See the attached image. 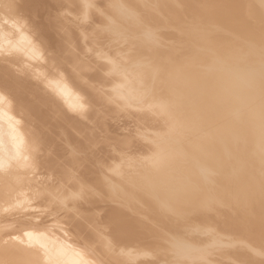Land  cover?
<instances>
[{"label": "bare ground", "instance_id": "1", "mask_svg": "<svg viewBox=\"0 0 264 264\" xmlns=\"http://www.w3.org/2000/svg\"><path fill=\"white\" fill-rule=\"evenodd\" d=\"M244 1H246L245 2L246 4L248 1L250 2V0H248V1L244 0ZM198 2H199V0H198ZM206 2H207V0H206ZM258 2H260L261 6H263L264 0H258ZM208 3H210V2H208ZM192 4H194V3L192 2ZM200 4H202V3L200 2ZM216 4L218 5V3H216ZM104 5H105V0H0V264H106L105 262L108 263L109 260L104 261V259L102 257L104 256L103 254L105 253V251L108 250V245H107L108 243L106 244V242H110L111 238L118 234V233H116V234H114V236H112L113 233H115L116 231L117 232L121 231V233L123 235L125 234L123 239L121 238L122 234H120V236L118 235L116 237V241H118V239L121 238V241H118L119 243L117 242L118 244H116V245H114L116 243V241L113 240L114 238H112V240L115 242L114 244L112 242V247H113L112 251H115L114 249H118L119 247H121V245L119 246V244H122V242L125 239L126 240L124 243H126V241H129V242L132 241L133 242L134 239L136 238V235H138L137 233L141 232L140 230L135 231L137 229L136 227L133 230L134 225L132 226V224L130 223V222H132V219L130 222H129V220L126 221L127 220L126 217L125 218L121 217L124 214L120 213V211L113 208L114 206L111 208H109L110 206H107V209L108 208L110 209L109 211L107 210L108 214L105 213L104 216H106V217H103V215L101 217V214H104V213L100 214L98 212V209L101 208V205H99L101 203H99L100 201L97 202V199H95V198L93 199V197H95L96 195L99 198H101V197L103 198V196L108 195L107 193H105L106 191L104 192L102 189L103 187L105 188L106 184H104L105 181L103 182V180L107 179L106 178L107 174H109L111 176V177L109 176L110 178H113L112 179L113 182H114V179L116 180V184L114 183L115 185H118L117 182H119V184L122 183L126 186H129V188H131V189L133 188V186L140 185L142 182L149 179L148 171L146 172V170L148 168L145 170L146 167L144 168L145 172L142 169L137 170L136 167H134V170L129 171V170H126L125 169L126 167L122 166V165H120L121 166L120 168L115 169L116 165L113 164V165H111L112 168L114 167V169L112 171H110V170L108 171V169L106 170L103 167V164H106L109 161V158L111 156L114 157L118 153V152L117 153L115 152L116 155L113 154L114 151L110 150L111 148L115 147L114 149H116L117 151L121 150L122 148L124 149V151L126 150L125 148H129L130 150L132 149V151H133V149H135L137 152L134 151V153L132 152L133 154H135V152H136V155H137L138 152L143 151L144 154L145 155L148 154L149 157H150V155H152L154 157H159V158H163L165 156V153H166V149L163 146V144L160 143V145L157 148H152V146L156 147L157 143L149 142L150 138L148 137V135L157 134L158 126L160 125V123L156 122L151 127H147V126H149V124L147 125L148 120L146 119L148 117V115L152 114L155 111L153 109H155L157 106H158V108L161 106L162 102H160V101L155 102V99L158 100V98H159V97H157L158 95L155 97V94H153L154 96L151 97L150 99H145L144 97L146 95H142L141 93L136 92V90H135L136 83L134 84L135 81L133 80L134 71H133V69H132V71L129 70L127 65H126V67L128 68V70H127V68H123L122 66H124V65L122 64V61L126 62V60H129L132 57H134V58H136V57H149V58L154 57L155 58L156 57L157 61L154 64H156L155 67L157 68L156 69L157 70L156 71L157 72L156 83L158 84V86H160V82L162 79V78H160L159 71L161 70V68L165 64L172 62L175 67L180 69L181 74H180L179 80H189L193 85L199 86V87L201 86L204 89L205 95L210 96V97H214L216 101H217V99L220 100L225 96L224 95L225 88L223 87L222 84L216 83L213 80V77L211 74H206L207 72H205V74L202 76L200 68L196 69L193 67H191V68L187 67V69H184L185 68L184 65H183L184 68H182L181 63L183 62V60L179 56H177L174 52L164 55V52L162 50H160V48H159L160 46H154V45L150 46V45L143 44V46L141 48H138L139 45L137 46V48H134L135 46L133 47V46H131L132 44L131 45L128 44L127 47L124 48L127 50V53L124 54L121 51L122 49L120 47L118 48L115 45L114 47H116V48L115 49L112 48V46L115 44V40H114V41H112V42H114V44H112V46H110L111 44L109 45L111 48V49L109 48V50H113V52L111 51L112 53L110 52L111 55L107 54L109 51L104 52L99 47L100 44L98 45V43H97L98 41L95 42L96 40H100V39H101L100 41H102L103 38H101V36L99 37L100 39L97 38L98 36H96V34H98V31H96V33L94 31L97 27L99 28L101 23L103 24V22H102V19H103L102 14L104 12L103 8H106V5L105 6ZM113 6L116 8L117 12L120 14L121 13L120 1L117 0V2L115 4H113ZM108 7H110V6H108ZM191 8H192V6H191ZM194 8H193V10H194ZM204 8H205V6H204ZM243 8H245V7L243 6ZM240 9H242V7ZM206 10H208V9H206ZM225 10H227V9H225ZM246 10H247V8L245 9L244 12H246ZM194 11L196 12V10H194ZM194 11H192V12H194ZM231 11H233V10H231ZM198 13H199V15H201L200 9L197 10L196 17L199 16V15H197ZM208 14H209V12H208ZM103 15L105 17V14H103ZM190 16H192V18L193 17L195 18V13H194V15H193V13H192V15L190 14ZM202 16H203V14H202ZM225 16L229 17L226 20V25H229L233 29H235V30H233L234 32L236 30L242 31L240 29V26H238V19H236L238 17L235 14L231 13V15L228 14ZM217 17H218V15H217ZM204 18H203V20H202V18H200L201 20L199 19L198 21H204L205 20L204 22L206 23L208 20L204 19ZM209 18H211V17H209ZM212 18L214 19V17H212ZM212 22H215V21H212ZM209 23H211V20ZM211 24H214V23H211ZM206 27L207 26H205L204 31L209 30V33H212L210 35H213L214 37L213 36L211 37L209 34L206 35L205 34L206 32H204L201 35L198 34L197 40H200V41L204 40L203 44H206L205 41L208 40L207 43L210 42V45H212V46H210L207 44L210 47H215V46L220 45V44L223 45L224 43L230 45V43H228L229 41L226 40L224 37L225 33H223L220 29L215 28L216 31L214 32L212 30L213 28L210 27V24H209V27L212 28L211 30H210V28L206 29ZM100 29H101V27H100ZM96 30H99V29H96ZM101 30H103V29H101ZM226 30H227V28H226ZM112 31H113V33L114 32L117 33L118 32L117 27H115L113 25ZM227 31H228V33L230 32V30H227ZM231 32H230V35L233 34ZM235 33H234V35H231L232 38L228 34H226V36L227 37L229 36L231 38V41L234 38L238 39V37H236V36L238 35L239 32L237 33L236 36H235ZM102 34L103 33H100V35H102ZM262 34H260V35L262 36ZM108 35L109 34H107L106 37ZM240 35H241V33H240ZM240 35H238V36H240ZM233 36H234V38H233ZM103 37L105 38L104 35H103ZM126 37L127 36L124 35L123 37L118 38V39H121V40L124 39L125 40ZM133 37H135V36H133ZM241 37H242V39L244 38L243 36H241ZM263 37L264 36H262V38ZM132 39L133 38L131 37V40ZM138 39H139V37H138ZM263 39H261V40L259 39V41L263 42ZM124 40H122V41H124ZM135 40H137V39H135ZM243 40H245V39H243ZM116 42H117V40H116ZM239 42L240 41H237V43H236V41H235L237 47L241 43V42L240 43ZM242 42H244V41H242ZM232 43H231L232 46L235 45L234 42H232ZM93 44H95L94 48L92 46ZM103 44H104V42H103ZM134 44H136V43H134ZM242 44L243 43H241V46H242ZM250 44H252V43L250 42ZM250 44L248 42V44L246 46H244L246 50H247L246 47L250 48V46H251ZM260 44H264V43H261V42L259 43V46L261 49L259 48V46L252 44V45H254L251 47L253 50L250 48L251 51H249V53H247L248 50L244 51L245 52L244 54H247V56H246L247 59L251 54L254 55V47H256V46H257L256 48L258 50L263 49L262 50L263 53H262V51L259 50L260 52L259 51L258 52L260 53V55L257 53H255V55H257V56L259 55L261 57V53H262V55L264 57V48H262V45H260ZM104 46H103V48H104ZM109 46H107V47H109ZM232 46H229V48L233 49V50H231V49L229 50V56L231 54V51H232V53L233 52L237 53L236 51H234L235 46H233V47ZM241 46H239V47H241ZM244 47H243V49H244ZM238 48H237L238 52L241 53L239 50L243 51V49H241L242 47L240 49H238ZM107 49L108 48H106L104 50L106 51ZM251 52H253V53H251ZM202 53H201V55L205 54L204 52H202ZM235 53H233L234 55L231 54L232 57L230 59L233 60L234 58H236V60L238 59V61H240V57L243 53L241 55H239L237 53L238 58L236 57ZM194 54H195V56H197L198 54L200 55V53H198L196 55V53L193 52L192 55H194ZM248 54H249V56H248ZM205 55L207 56V54H205ZM255 55H254V57L251 56L252 59H251V57L248 59L249 64L251 63L250 61H253V58L256 57ZM242 56L245 58L244 55H242ZM259 56L255 58L258 61L255 60L254 61L255 63H253V66L256 65L257 62L258 63L262 62L263 65H261V63H259L261 66H257V67H259V70H257L258 72H256V74L258 73V75L261 77L262 81L264 82V61H262L264 59H262V57H261L262 60H260ZM208 57L209 56H207V58ZM194 58H193L194 60H196V58H198V60L200 59L203 61V59L205 57L198 56V57H194ZM103 59H105V60H103ZM247 59H245L246 61L244 60L245 65L247 63ZM101 60L105 61L104 64H103V62H101ZM106 61H107V64H105ZM242 61H243V59H242ZM211 62H214V61H211ZM248 63L246 65V69L253 70L252 66L250 68V65H248ZM125 64H128V62H126ZM259 64H257V65H259ZM152 66H150L148 68H152ZM127 72H129V74L131 73L132 78L130 77V75ZM142 74H147V71L138 70V76H139L138 78H140V76ZM257 87H259V86H257ZM262 88H264L263 84H262ZM262 88H260V89H262ZM184 91L186 92L184 94L179 93V92L176 93L177 102H179L178 99H180V101H181L178 103L179 106H182L183 103L187 102L191 98L192 99L194 98V95H195L194 91H187V90H184ZM248 91H249L248 93H250L251 90H248ZM243 92H245V94H246V91H243ZM256 93H257V91H256ZM159 95L161 98V94H159ZM249 95H248V97H247V95L246 96L244 95V96L247 97V99H248L251 96V95L250 96ZM244 96H242L241 94L239 95V97L237 99V103L239 104L240 108L236 107L235 109H233L230 112L229 120H232V122H230V121L228 122L226 116L219 113L211 105V103L209 101H207L203 96L195 95V102L199 105V107L200 108L205 107V110H206V108L208 109L207 112H204V113L202 112L203 113L202 117L204 118V121L206 123L212 125V127L214 129L220 128L223 131H226V132L229 131V135L231 137V139L228 142V149L230 152L229 155L232 152L233 153L240 152L241 157L238 158L239 161L236 160L234 163L238 164V162H239L241 167L244 166L245 158L247 157L246 158V160H247L248 156L251 155L252 153H250L251 151L248 150L249 148L247 149L249 151L248 154H247V152H246V154L243 153L241 151L242 149L240 151H238V150L241 148V146H242V148H244V144H247L248 147H250L251 145L253 146V144L248 145V144L252 143L251 137L252 136L254 137L255 134L258 135L259 133H261V134L264 133V118L260 117V116L256 117V115L260 114L259 112L262 111L264 113V111H263L264 94L262 95V97H260V99L262 98L260 102L257 100L262 105L261 106L259 104L262 108H261V111H258L257 108L258 107L260 108V106L256 107L257 111L255 113V116L253 114L254 112L253 113L250 112L252 109H250V111L246 110L247 106H249L251 104H255V103H252V100H251L250 104L248 105L245 102ZM256 97H257V95H256ZM258 97H259V95H258ZM251 98H254V97H251ZM141 101H143L144 105L148 108V109H145V112H140V110L136 109L137 103H139ZM254 106L251 105V107H248L247 109L249 110V108H253ZM253 110H255V109H253ZM246 112H248V114H250V117H251V113H252L253 114L252 117L248 118V116H246V114H247ZM257 112H258V114H257ZM263 113H262V115H263ZM254 117L257 119H254ZM258 117H260V119H258ZM123 118L125 120V121L123 120V123L126 121L129 123L126 124L127 123L126 122V123H124V125H121L118 121L122 120ZM127 119L131 120V122L133 124H131L130 121H128ZM116 121L119 124L116 125L115 124ZM107 122H109V124ZM112 122H114V123H112ZM129 125H130V127H129ZM154 125H156V127ZM127 128H130V129H128V131H125L127 133H124L123 130H127ZM120 131H123V132H120ZM246 138H248V139L251 138L250 139L251 142H247ZM257 138L259 139V137H257ZM259 141H257V142H259ZM259 143H261V142H259ZM262 145H263V143H262ZM120 146H121V148H120ZM247 146H245V147L247 148ZM255 147L256 148L258 147L257 143L255 144ZM106 148H108L111 153L113 151L112 155L107 154L109 151L107 152L108 149H106ZM262 148H264V147H262ZM262 148L260 149L258 147L257 149H258V151H260V150L262 151ZM104 150H106V155H111V156L107 157L108 161H107V159L102 161L104 159L103 157L106 156L105 154L102 155L105 152ZM243 150H245V149H243ZM250 150H252V149H250ZM100 151L101 152L103 151V153L102 154L99 153ZM128 151H127V153H128ZM261 151L259 153H261ZM140 153H141L140 155H143L142 152H140ZM99 154H101L103 157L100 156L101 157L100 158ZM122 154H123V151H122ZM129 154H131V152H129ZM253 154H252V156H254ZM119 155H121V154L118 153V156H116V158L119 157ZM123 155H125V154H123ZM136 155H135V157H136ZM148 155H146V156L143 155V156L147 157ZM262 155H264V153H262ZM137 157L141 158L138 155H137ZM137 157H136V160L138 159ZM144 157H142V158H144ZM250 157L251 156H249V158ZM256 157L257 156H255V158ZM122 159L124 160V157H122ZM128 159H130V158H128ZM141 159H139V160L143 161ZM250 159L253 160V162H254V159H252V158H250ZM250 159H248L249 162L247 161L248 164H246V167H248V168L251 167L250 166V163H251ZM112 160H115V158ZM112 160L110 159V161H112ZM118 160H119V158H118ZM123 160H120V161H121V163L124 164L125 162ZM256 161H257V163L258 162H260L261 164L263 163V162H261V160L260 161L255 160V162ZM112 162H108L109 164L107 163L108 166L110 167V169H112L110 166V163H112ZM145 162H146V159H145ZM255 162L253 163L254 164V167L252 166L253 168L256 167L259 169L260 166H262L264 168V166H263L264 163L262 165L259 163L260 166L257 167L256 165H258V164L255 165ZM146 163H148V161ZM125 164H127V163H125ZM128 164H130V163H128ZM138 164H140V163L138 162ZM230 165L231 164H229V166ZM232 165L233 166L230 167V170L233 168V171H234L236 169V167L234 166L233 163H232ZM143 167H144V165H143ZM262 167H260V168H262ZM165 168H166L165 165H164V168H163V166H161V169L157 170V176H159L160 178H164ZM240 168H239V170H240ZM248 168L245 169L243 167V171H247L250 169V168L249 169ZM258 169H256L257 171H255L254 169H253V171H252V169H251V171L249 170L250 171L249 174L251 172H253V173H251V175H254V176L248 175V177L250 176L251 180L253 179L252 177L255 178L258 175H260V173L263 174L262 171H264V170L259 169L261 171L260 172ZM233 171H231L233 173V175L231 174V172H230V174L232 176H235L237 173L233 172ZM254 171H255V173H254ZM258 171H259V174L257 173ZM239 173H241V172L239 171ZM239 173L237 174V176L240 175ZM243 174H244V172L242 173V175ZM247 174L248 173H245V175L239 176V177L244 178V176H247ZM255 174H258V175L255 176ZM262 174H261L262 179L260 178V181H263V179H264ZM232 176H230L229 178H232ZM237 176L233 177V179H236ZM107 177H108V175H107ZM248 177H245V179H243V180L240 179V180L243 182H244V180L247 181L250 179L249 178L246 180V178H248ZM237 179L239 180V178H237ZM256 179L257 178L254 179L253 183L249 180V182L251 183L252 186L253 185H259V184L261 185V183L257 184L258 181L256 182ZM107 180L109 181V179H107ZM257 180H259V179H257ZM108 181H107V184L109 183ZM113 182L111 181L110 184H113ZM170 182H171V180H170ZM230 184L231 183L229 182V184L226 186H229ZM236 184L238 185V183H236ZM173 185H174V183L171 182L170 186H173ZM232 185L233 184H231V186ZM263 185H264V183L262 184L261 188L263 187ZM108 186H109V184H108ZM231 186H229L228 188L232 189L233 187L231 188ZM241 188L243 189V186ZM200 189H201V187H200ZM200 189H198V190L200 191ZM224 189H225V187L223 188V190ZM230 189L229 190L227 189L228 191L225 189L226 190L225 193L228 192L230 194V191H231ZM244 189H245V191L247 190V188H245V187H244ZM262 189H264V188H262ZM223 190H222V192H224ZM95 191H96V195L94 194ZM109 191L112 193L111 189L108 190V193H109ZM262 191L263 190H261V192ZM216 192H218V190ZM222 192H220V191L218 192L220 196H221ZM234 192L236 193V190ZM246 192H248V191H246ZM103 193H105V194L103 195ZM111 193H110V196L112 195ZM225 193H224V196L226 194H228V193H226V194ZM231 193H233V192L231 191ZM258 193L262 194L264 192L260 193V191H259ZM229 194H228V196H229ZM240 194L238 192L236 194L237 196L234 194V197L236 196V198L234 199L232 197V199L235 201L231 200L234 203H229V201L227 200V197H228L227 195H226L227 196L226 199H224V197L222 198V196L221 197L218 196L217 193L214 195V196L217 195V197H213L214 199L210 200V202L214 201L218 197H220V199L222 198L223 201L227 200L228 202L227 201L226 202L229 203V205H227L225 202L223 203V201L219 200V198L217 199V201L215 200L214 202L216 203V205L217 204L218 205L225 204V206L226 207L229 206V208L231 207L230 204L231 205L233 204L234 209L230 208L232 210L231 213L233 214V212L234 213L238 212L235 210L236 209L240 210V206H242L240 203H237V202H241V201L242 202H244V201L248 202L249 198L247 199L246 198L247 196H245V198L247 200L241 198L240 199L241 201H240L239 200ZM259 194H258V196L256 195L257 201H259L258 197L263 198V196H264V194H262V196H259ZM128 196H130V195H128ZM252 196H253V193H252L251 197ZM254 196H255V194H254ZM80 197L81 198L83 197L86 199L80 200L79 199ZM242 197H244L243 194H242ZM104 198H106V197H104ZM262 198H261V200H262ZM228 199H230V198H228ZM236 199L239 201L236 202ZM256 200H254V202ZM261 200H260V202H261ZM101 201H103V200H101ZM218 201H222V204H221V202L217 203ZM247 202L242 203L243 208L241 207L242 209L240 211L243 212V210L244 211L246 210V213L248 212V209L250 207L248 203L250 201L248 203ZM260 202H258V203H260ZM212 203L210 205L207 203V205H208L207 209L210 206L211 209L209 208L208 210L209 211L211 210V212L214 211V210L212 211V208L213 209L216 208V206H214V204H213L214 207L212 206ZM235 203H237V204L234 205ZM258 203L257 204L254 203V206L256 207V205H258ZM110 204H111V202H110ZM238 204H240V206ZM245 204L248 207L247 209L244 206ZM98 205L100 207H98ZM207 205H205V206L203 205L204 207L201 205V208L198 207V210L200 209V211H202L201 210L202 208H203V210H205L206 209L205 207ZM261 205H264V199H263V202H261ZM261 205L259 204L258 206L260 207ZM236 206L237 207L239 206V208H237ZM251 206H253V205H251ZM258 206H257V208L259 209ZM255 207H252V208H255ZM261 207L259 209V212L262 213V211H263L262 214H264V209H263L264 206L262 208ZM116 208H117V206H116ZM252 208H250V209H252ZM101 209H104V208H101ZM224 209H225L224 213L226 215L223 214V211H219V212H222V214H223L221 216V213H220L221 218L225 215V219H226L227 218L226 216L229 217L232 214L228 213V214H230V215H228L226 213V211L230 212L229 211L230 209H228V208H224ZM250 209H249V211H250ZM258 209L256 210V208H255L254 210L258 211ZM196 210H197V208H196ZM219 210H220V208H219ZM217 211L218 210H216L215 213ZM100 212H102V211H100ZM242 212H239V216L242 215ZM217 213L215 215L219 216V213L218 214ZM261 213H260V215H261V219H262V216H264V215H262ZM193 214H194L193 216L196 218V214L195 213H193ZM203 214H201V215H203L202 217L204 218L205 214H207V213L203 212ZM235 214H236V216L238 215V213H235ZM244 214H245V212L243 213V215ZM134 215H136V214H134ZM201 215H200V217H201ZM246 215H248V214H246ZM254 215H256V214L254 213ZM197 216H199V215H197ZM232 216H233V218H231V220H230L231 222L229 221L230 223H232V221H233L232 219H234V215H232ZM250 216H252V215L250 214ZM212 217L213 216H211V218ZM215 217H217V216H214L212 219L215 220L216 222L219 221V217H218V220H216ZM237 217H235V218L238 219ZM257 217H258V215H257ZM104 218L106 219L108 224L106 223L107 226L105 228L103 227V229H106V228L110 229L111 228L110 229L111 235H109V233H108L109 231L107 232L109 237H111V238H109V241L108 240L105 241V239L107 238L106 237L107 233L105 235V233L102 232V229L100 227L102 222L105 221ZM223 218L221 220H224ZM192 219L189 218L188 220H191V223H192V221H194ZM228 219H230V217ZM246 219L247 218H245V220ZM250 219H251V217H250ZM245 220H243V224H244ZM224 221H227V220H224ZM240 221L241 220H239V222ZM221 222H223V221H221ZM191 223H190V225H191ZM255 223H258V224H255L258 227L257 229L254 228V226H253L254 224L252 225L253 226L252 228L257 230L256 233H254L257 235V236L255 235V238L257 240H259V242L261 241L264 245V222L260 223V222L256 221ZM188 224L189 223H187L186 225H188ZM201 224H202V222H201ZM201 224H198L197 226H199ZM206 224H207V222H206ZM210 224L211 223H208L207 225H210ZM108 225L110 226V228ZM186 225H184V226H186ZM194 225H195V223H194ZM194 225H191V226L188 225V226L190 228V227H193ZM233 225H235V224H233ZM180 226H181V224H180ZM184 226H181V228L183 227L182 230L185 229ZM197 226H194V227H197ZM204 226H205V224L203 226H201V228H203ZM211 226H213V225L208 226L209 230L205 226L203 228V231H205L207 229L205 231V233H208V231H209V233H211L210 232ZM199 227H198V229H199L198 231L201 230ZM244 227H245V225H244ZM164 228L165 227H163V229ZM219 228L221 230L222 227L219 226L218 229L216 228L218 230L217 232H220V233L222 232L221 235H220V233L218 234L215 232L216 231L215 228H214L215 231L211 229L212 231H214V233L216 235H218V236L220 235L218 238L216 237V240L217 239L219 240V238L221 236H222V238H220V239L223 240L225 238V235L228 238L231 237V239H232V237H234V236L236 237L237 232H238L237 233L238 235L240 233H242L241 230L237 231V229L234 230V228H233V230L236 231V233L233 231L235 233V235H234V233H231L232 228H230L231 230H228L227 233L223 232V231H226V229L224 227L223 228L225 230L222 229L221 231L219 230ZM242 228H243V225H242L241 229ZM246 228H248V227H246ZM117 229H119V231ZM170 229L171 228H169V231H170ZM186 229L184 231H186ZM194 229H196V231H197V228H193V230ZM190 230H192V228H190ZM193 230L190 231L192 234L194 233ZM244 230L245 229H243V231ZM246 230H249V229H246ZM196 231H195V235L198 234ZM203 231L201 230V233H204ZM190 232H189V234H191ZM228 232H230V233H228ZM186 233H188V229L185 232V234ZM201 233L199 234L200 237H202ZM209 233L207 235L208 237H209ZM224 233H225V235H224ZM245 233H246V231L243 232V234H245ZM103 234L105 236L102 237ZM142 234L143 233H140V235H142ZM178 234L180 235L181 233L178 232ZM215 234L212 233L211 236L214 235L213 237H215L216 236ZM246 234H249V232H247ZM187 237L188 236H186V239H187ZM198 237L196 239H198ZM203 237L205 238L206 236L203 235ZM249 237L251 238V236H249ZM101 238H105L103 240V241H105V243H102ZM212 238H208V239H211L209 242L212 243L213 246L212 245L211 246L213 247V249L215 248V249L219 250V252H218L219 255L217 254V252L213 254L214 250H212L211 251L212 253L211 252L210 253L213 254V256L211 255L213 258H210V259L205 258V259H207L206 264H229L228 263L229 261H231V262L233 261V263L236 262L234 264H239V263L240 264H264V262H262V261L257 262V260H256V262H255L254 259L253 260L249 259L250 257L247 255V253H244V254H243V252L240 253V251H241L240 249H239L240 251L238 250L239 253L237 251L231 252L232 250H234V249H232L231 251H229L230 254L228 252H227L228 254L227 253L225 254L226 251H223L224 254L221 255V252H220L221 245H222L221 249H223L225 246H226V248H229V247L232 248V245H235V243L238 242L237 238L239 240H241L239 238V236L236 237V239L233 238L234 240L232 239L233 241L236 240V242L234 244L232 243V240H231L232 244L229 243V244H231V246L229 244H227L230 240L228 238H227L228 240H225L226 238L223 240V241H226L225 242L226 245L223 243L221 244V242H223L222 240L221 241L217 240L218 243L220 242L221 245L220 244L218 245L217 242H211V241H214L213 239H215V238H213V239ZM250 238H249V240H250ZM208 239H207V241H208ZM181 240H185V239H181ZM187 240H189V239H187ZM245 240L247 241V239H245ZM200 241L202 243V241H204V240H200ZM207 241H206V243H203V244H209V242L207 243ZM242 241L243 240L240 241L241 244L242 243L245 245L247 244V243H244ZM132 242H130V243H132ZM194 242H196V241H193V243ZM188 243H189V241H187V244ZM213 243L214 244L216 243L217 246H219L220 248L214 247ZM254 243H255V245H257L256 240ZM195 244H194V246H195ZM250 244L252 245V243L248 242L249 246H250ZM109 245L111 246V242ZM113 245L114 246L118 245V246L114 247ZM152 245H154V244H152ZM178 245L180 246L181 243H178L175 246L177 247ZM209 245H207L208 247L205 245L206 250L204 249V251H203V249H202V252H201V254L203 253L202 255L206 254L205 256H207V253L212 249V247ZM227 245H228V247H227ZM263 245H261V246L263 247ZM122 246L124 247V244ZM127 246H128V244H127ZM179 246L177 247L178 249H184L182 247H185L184 244H182L181 247H179ZM249 246H248V249L250 248ZM128 247L125 246V248H128ZM165 247H167V246H165ZM190 247H192V246H190ZM196 247H198V246H196ZM201 247H203V245ZM125 248H124V250H126ZM155 248H157V247L155 246ZM162 248H163V246H162ZM167 248H169V247H167ZM172 248L177 249V248H174V246ZM195 248L192 247L193 250H196V249L199 250L200 246L196 249ZM207 248H209V251L207 250ZM251 248H252V246H251ZM186 249H188V248H185V251H186ZM256 249H257V246H256V248L255 247L252 248V250H254V253L256 252ZM258 249H259V247H258ZM258 249H257V253L258 252L261 253L262 251H260V249L258 251ZM121 250H123V249H121ZM121 250H120V252L118 250V252L119 253L124 252V251L121 252ZM127 250H129V249H127ZM191 250H188V251H191ZM200 250H201V248H200ZM242 250L244 251L245 249L243 248ZM261 250H263V249H261ZM155 251H157V250H155ZM160 251H162V250H160ZM173 251H175V250H173ZM178 251H180V250H178ZM182 251L185 252L184 250H182ZM205 251H208V252L204 254ZM116 252L117 251H115L114 253H116ZM125 253H127V252H125ZM128 253H129V251H128ZM199 253H200V251H199ZM257 253L255 254V257L257 255ZM263 253H264V251H263ZM106 254L107 253H105V256L107 257ZM160 254L161 253H159V255ZM175 254H178V253H176V251H175ZM181 254H182V252H181ZM190 254L191 253H189V256H190ZM194 254H196V253H194ZM215 254H217V255H215ZM122 255H123V253H122ZM153 255H154V253H153ZM197 255H198L197 259L199 260L200 254H197ZM183 256H184V254H183ZM183 256H181V257L184 258ZM209 256H210V254H209ZM118 257H119V255H118ZM158 257H160V256H158ZM186 257L189 258L188 256H186ZM192 258H193V256H192ZM109 259H111V258H109ZM121 259H123V258L121 257ZM193 259H192V261H193ZM256 259H258V258H256ZM118 260H120V259H118ZM154 260L155 259H153V261ZM201 260L204 261V258ZM121 261L123 264L126 263V262L125 263L123 262L126 260H121ZM136 262H137V260H136ZM196 262L199 263V261H197V260H196ZM231 262H230V264H233ZM115 263H116V261H115ZM177 263H179V262H177ZM189 263L191 264L190 261H189ZM140 264H142V263H140ZM166 264H168V263H166ZM185 264H187V263H185ZM202 264H203V262H202Z\"/></svg>", "mask_w": 264, "mask_h": 264}, {"label": "rangeland", "instance_id": "2", "mask_svg": "<svg viewBox=\"0 0 264 264\" xmlns=\"http://www.w3.org/2000/svg\"><path fill=\"white\" fill-rule=\"evenodd\" d=\"M119 1H120V6H121L120 7V10H121L120 14L117 12L116 8L113 6V4H115L117 2V0H105V5H106L107 9L103 8L104 9L103 14H105V17L102 14L103 24L101 23L99 28L98 27L96 28L99 30H96V29L94 30L95 33H96V31H98L99 35L96 34V36H98L97 38H99L100 36H101V38H103L102 41H100L101 39L99 38L100 40H96L95 42L98 41L97 42L98 45L100 44L99 47L104 52L109 51L107 54L111 55L113 50H109V48H110V46H112V44H114V42H112L114 40H115V44L112 46V48L115 49L116 47H118V48L120 47L122 49L121 51L124 54L127 53V50L124 48H126L128 44L129 45L132 44L131 46H133V47L135 46L134 48H137L138 45H139L138 48H141L143 46V44L150 45V46H153V45L154 46H160L159 48H160V50H162L164 52V55L174 52L177 56H179L183 60V62L181 63L182 68H184V66H185L184 69H187V67L188 68L193 67L196 69L200 68L202 76L205 74V72H207L206 74H211L213 77V80L216 83L222 84L223 87L225 88V93H224L225 96L220 100L217 99V101H216L214 97L206 96L204 89L201 86L200 87L195 86L189 80H179V77L181 74L180 69L175 67L172 62L165 64L161 68V70L159 71L160 78H162V79L160 82V86H158V84L156 83V74H157L156 69L157 68L155 67L156 64H154L157 61L156 57L155 58L154 57H152V58H149V57H136V58H134V57H132L129 60H126V62H128V64H125L126 62L122 61V64L124 65V66H122L123 68H127L126 67V65H127L129 70L132 71V69H133V71H134L133 80L135 81L134 84L136 83V87H135L136 92H139L142 95H146L144 97L145 99H150L151 97L154 96L153 94H155V97L158 95L157 97H159V98H158V100L155 99V102H158V101L162 102L161 106L159 108L157 106L155 109H153L155 111L152 114L148 115V117L146 119L148 120L147 125L149 124V126H147V127H151L156 122L160 123V125L158 126L157 134H155V135L150 134V135H148V137L150 138L149 142L157 143L156 147L152 146V148H157L161 143L165 147L166 153H165V156L163 158L154 157L152 155H150V157H151L150 158L148 154H146V155H148L147 157H144L146 155L144 154L143 151H140V152H142V154L144 156L140 155L141 153L138 152L137 155L139 157H141V158L144 157L146 159V162L148 161V163H146L144 158L141 159V158L137 157V155H136L137 151L135 149H133V151H132V149L130 150L129 148H125L126 150L124 151V149L122 148L121 150L117 151L116 149H114L115 147H113L111 149L108 147L110 150L114 151V153L112 151L113 154H115V152L116 153L118 152L119 154H121L117 158H116V156H118V153H117V155L115 154L116 156L112 157L111 156L112 153L109 151L108 148H106V149H108L107 152L109 151L110 153L108 152L107 154H111V155H106V150H104L105 151L104 153H103V151L99 152L101 154L103 153L102 155H104V154L106 155L103 157L101 154H99V157L102 156L104 158V159L102 158L103 159L102 161H104L106 159L108 161V158H107L108 156L112 157V158L111 157L109 158L108 162L113 161L114 163L113 162L110 163V166L113 164L116 165L115 169L120 168L121 167L120 165L125 166L126 167L125 169L129 170V171L134 170V167H136L137 170H141V169L144 170V168L146 167L145 170L148 168L146 170V172L148 171V176H149V179L142 182L140 185L133 186V188L131 189V188H129V186H126L122 183L119 184V182H117L118 185H115L116 180L114 179V182H113V180H112L113 178H110L111 176L109 174H107L108 177L110 176L108 178L106 175V178L109 179V181L106 179L109 182L108 183L109 186L107 184V181L104 179L103 182L105 181L106 183L104 182V184L107 185V186L105 185V188L107 187L108 189L107 188L105 189L104 187L102 189L104 192L106 191L105 193H107L108 195L103 196V198L102 197L99 198L96 195V191H95V193L93 192L96 195L95 197H93V199L94 198L97 199V202L100 201L99 203H101V204H99V203L98 204L101 205V208H104V209H101V208L98 209V212L100 214L104 213V214H101V217H102V215H103V217H106L104 215H105V213L108 214L107 210L109 211L110 210L109 208L114 206L113 208L117 209L118 211H120V213L124 214L121 217H123V218L126 217V219H127L126 221L129 220V222H130L132 219V222H130V223L132 224V226L134 225L133 230L136 227L137 229L135 231L140 230L141 231L140 233H143L142 235H140V233L138 232L137 233L138 235H136V238L134 239V241L133 242L130 241L132 243H130L129 241H126V243H124L126 240L125 239L122 242V244H119V246L121 245V247H119L118 249H114L115 251H117L116 253H114L115 251H112L113 250L112 242L114 244L115 242L113 240L116 241V237L118 235L120 236V234H122V233H121V231H119V229H117L119 232H117V231L115 233L112 232L113 233L112 236H114V234L118 233L117 235L112 237V238H114L112 240V238L109 237V235H111L110 226L108 225L110 229H108V228L103 229V227L105 228L108 224L106 219L104 218V220L106 222L103 221L102 224L100 225V227L102 229V232L105 233V235L109 231L108 232L109 235L107 233V235H106L107 238L106 237H105L106 239L101 238L102 239L101 241H102V243H105L106 240L109 241V238H111V240H110L111 246L109 245L110 242H106V244L108 243L107 245H108L109 251L106 250L105 253H107L106 254L107 257L105 256V253H104L103 254L104 256L102 258L104 259V261L109 260L108 263L105 262L106 264H113V263L114 264H118V263L123 264L121 260H126V261H123L124 263L126 262L125 264H129V263L130 264H136V263L137 264H140V263H142V264H145V263L146 264H149V263L150 264L151 263L152 264H156V263L157 264H163V263L164 264H166V263L174 264L175 263L176 264L177 262H179L177 264H182V263L183 264H185V263L190 264L189 261L191 262V264L192 263L193 264H195V263L196 264H202V262H203V264L204 263L206 264L207 259H205V258H208V259L213 258L212 256L216 252L219 255V253H218L219 250L215 249V248L213 249L212 243L209 242L211 239H208V238H212L214 236V235L211 236V234L212 233L215 234L214 233L215 230H216L215 232L219 234L220 232H217L218 231L217 229L220 226V227H222V229H224V228L226 229V231H223L226 233L228 230H231L230 228H232L231 233H234V232L236 233V231H234L236 229H237V231L241 230L242 233L239 232L241 235L240 234L238 235L237 234L238 232H237L236 237L239 236V238L241 240H243L242 242L247 243L246 244L247 246L243 243H242L243 244L242 245L240 243L241 240H239L238 238H237L238 242L235 243L236 240L233 241L234 239H236L235 236L232 237V239L234 238L232 240L231 237L228 238L224 233L225 238H226V239L225 238L224 239L225 240L230 239L227 244L231 243V240H232V243L233 244L235 243V245H232V248L231 247L226 248V246H225L223 249H221L222 248L221 244L222 243L225 244L226 241H223L224 239L223 240L220 239V238H222V236H221L219 238V240L218 239L217 240L218 241L222 240L223 242H221V244H220V242L218 243V241L216 240V237L218 238L222 234V232L220 233L219 236L215 234L216 236L213 237L215 239L212 238L214 241H211V242H217L218 245L219 244L221 245V248H220L219 246H217L216 243L215 244L213 243L214 247L220 248L221 255L224 254L223 251H226L225 254L227 252L230 254L229 251H231L232 249H234V250H232L231 252H233V251L238 252V250L240 249L241 250V251L239 250L240 253L241 252H243V254L247 253V255L250 257L249 259H252V260L254 259L255 262H256V260H257V262L258 261L264 262V253H263L264 245L261 241L259 242V240H257L255 238L256 234H254L257 231L255 229L258 228L255 225L258 223H255V222L256 221L260 222V223L264 222V219H263L264 216H262V219H261V215H260L261 212H259L260 207L264 206V205H261V202H263L264 196H263V198L258 197L259 201L256 200V198L259 194L258 192L259 191H260V193L264 192V189H262V188H264V185L261 188L262 184L264 183L263 182L264 179H263V181H260V178L262 177L261 176L262 173H260V175H258L259 171L261 169L264 170V168L259 165L260 162H258V163H257V161L255 162V160H258V161L261 160V162L264 163V155H262V153H264V150H263L264 148H262V147H264V133L263 134L259 133L258 135L255 134L254 137L253 136L251 137L252 139L246 138L247 142L252 141V143H250L248 145L253 144V146L251 145L250 146L251 148H250L247 146V144H244V148H242V146H241V148L238 150V151H240L242 149L241 151L245 154H246V152L248 154L249 151H251L250 153H252V154L254 153L253 154L254 156H252V154L249 155V156H251L250 158L254 159L255 165L258 164V165H256L257 167H259V166L262 167V168L259 167L260 170L255 167L256 169L259 170L257 172L258 174H255V176L256 175L259 176V177L258 176L255 177V178L259 179V180L256 179V182L258 181L257 184L261 183V185L259 184V185H253L252 186L251 183L249 182V180L253 183L255 178L252 177L253 178L252 179L253 181H252L250 176L248 177V175H251V173H253V172H251L249 174L251 169H252V171H253V169L255 171H257L255 168H253L254 167L253 160H251L248 156V159H250V161H251V163H250L251 167H249L250 169L248 167H246V164H248L247 161L249 162L248 159L246 160L247 157L244 160L246 163L244 162V166H242V167H241L239 162H238L239 165L234 163L236 160L239 161L238 158L241 157V153L240 152H236V153L232 152L229 155L230 152L228 149V142L231 139V137L229 135V131L226 132V131L221 130L220 128L214 129L212 127V125L206 123L204 121V118L202 117V114L204 112H207L208 109L206 108V110H205V107L200 108L199 105L195 102V95L203 96L207 101H209L211 103V105L219 113L226 116L228 122L229 121L232 122V120H229L230 112L233 109H235L236 107L240 108L239 104L237 103V99H238L240 94L242 96L247 95V97L249 94L251 95V96L249 95L250 98H248V99H247V97L244 96L245 102L248 105L250 104L251 100H252V103H255V104H251L252 106H254V105L255 106L253 108H249V110L247 108L251 107V105L247 106V108H246L247 111H250V109H252L250 112H252V113L254 112L253 113L254 116H255V113L257 110L261 111L262 105L259 102L262 99V98L260 99V97H262V95L264 94V90H263L264 88H262V84L264 87V82L262 81V79L258 75V73L256 74V72H258L257 70H259V67H257V66H261L263 64H262V62H259V63H261V65H260L257 62L256 65L253 66V63H255L254 62L256 60L255 58L260 55L259 52L263 50V49L260 50L261 48L259 46V43L260 42L264 43V39H263L264 37L262 38V36H264V32H263L264 31V11H263L264 10V7H263L264 4L262 3L263 6H261V4H260V2H258V0H250V2L247 0L248 1L247 4L245 3L246 1H244V0H221V1L220 0H207V2H206V0L205 1L199 0V2H198V0H191L194 4H192V2L190 0H119ZM200 2L203 5L200 4ZM208 2H210L211 4ZM216 3H218V5ZM108 6H110V7H108ZM191 6H192V8H191ZM204 6H205V8H204ZM243 6L245 8H243ZM241 7H242V9H240ZM193 8H194V10H196V12L193 10ZM246 8H247V10H246V12H244ZM198 9H200L201 15H199V13H198L197 15H199V16L196 17V13H197ZM206 9H208V10H206ZM225 9H227V10H225ZM191 10L194 12H192ZM231 10H233V11H231ZM208 12H209V14H208ZM192 13H193V15L195 13V18L194 17L192 18V16H190V14L192 15ZM231 13L235 14L238 17L236 19H238V26H240V29L242 31L236 30L235 31L236 33H235L233 31L235 29H233L229 25H226V20L229 17H227L225 15H228V14L231 15ZM202 14H203V16H202ZM217 15H218V17H217ZM199 17L202 18V20L205 17L204 19H207L208 21L206 20L207 21L206 23L204 22L205 20L204 21H198L200 19ZM209 17H211V18H209ZM212 17H214V19ZM209 19L211 20V23H214V24L209 23L210 22ZM212 21H215V22H212ZM209 24H210V27H212L213 29L209 27ZM113 25L115 27H117V29H118L117 33L116 32L113 33V31H112ZM204 25L207 26L206 29L210 28V30L212 29L214 32L216 31L215 28L220 29L223 33H225L224 37L226 40L229 41L228 43H230V45L224 43L223 45L220 44V45H217L215 47H210L212 45H210V42L207 43L208 40L205 41L206 44H203L204 40L203 41L197 40L198 34L201 35L204 32H206L205 33L206 35L212 34V33H209V30L204 31L205 30ZM100 27L103 30H101ZM226 28H227V30H230V32L232 31L231 33H233V34H231V35H234V33H235V36H236L238 32H239L238 35H240V33H241V35L236 36V37H238V39L234 38V36H233V38L235 40L232 39V41H231L232 36L230 35V32L228 33ZM99 32L103 33V34L100 35ZM107 34H109V35L106 37ZM226 34L231 36V38L229 36L227 37ZM260 34H262V36ZM103 35L105 36V38L103 37ZM124 35L127 36L125 40L122 39L124 41H122L121 39H118V38L123 37ZM133 36H135V37H133ZM210 36L212 37L213 35H210ZM241 36H243L244 37L243 39H245V40H243ZM131 37L133 38L132 40H131ZM138 37H139V39H138ZM135 39H137V40H135ZM259 39L260 40L263 39V42L259 41ZM116 40H117V42H116ZM241 40L244 41L246 44L244 42H242ZM235 41H236V43H237V41H240L241 43H243L241 46V43L239 42L240 43L239 46H241L242 48L239 46H238L239 47L238 48ZM103 42H104V44H103ZM232 42H234V44L236 45V46L233 45L236 47V48L234 47V51H236L239 55H241L243 53L242 55H244L245 58L241 55L240 61H238V59L236 60V58H234L235 56L233 57L234 61L232 59H230L232 57V55H234L233 53H235V52L232 53V51H231L232 55L230 54V56H229V50L230 49L233 50L232 48H229V46H232V44H233ZM248 42H249V44L251 42L252 44L257 45L260 48L259 49L260 51H259L256 48L257 46L254 47V55H255V53H257L259 55L258 56L255 55L256 57L253 58V61H250L251 62L250 64L248 63L249 62L248 59L251 56L254 57V55L251 54L253 52L250 53L251 54L250 56L248 54V56H249L248 59L246 57L247 54H244L245 53L244 51L246 50L244 46H246L248 44ZM256 42L257 43L259 42V43L257 44ZM134 43H136V44H134ZM207 44L210 46H208ZM252 44H250L251 46L249 45L250 48L252 46H254ZM115 45H116V47H114ZM260 45H262V48H264V46H263L264 44H260ZM92 46L94 48L95 44H93ZM103 46H104V48H103ZM107 46H109V47H107ZM243 47H244V49H243ZM106 48H108V49L105 51L104 49H106ZM237 48L238 49L241 48V49H243V51L239 50L241 52V53H239ZM246 48L248 50L247 53H249V51H251V49H252V48L250 49L249 47H246ZM201 51L204 52L205 54H207V56H209L208 57L209 59L207 58V56L205 54L201 55V53H202ZM193 52L196 53V55L198 53H200V55L199 54L197 56H195V54L192 55ZM237 53H235V55L238 58ZM262 53H263V51H262ZM262 53H261V57H262V59H264ZM198 56H203L205 58L203 59V61L200 59L198 60V58H196V60H194L195 59L194 57H198ZM252 57H251V59H252ZM261 57L259 58L260 60H262ZM242 59H243V61H242ZM245 59H247L248 65H250V68L252 66L253 70L246 69L247 63H246V65L244 64L246 61ZM103 60H105V59H103ZM103 60H101V62H103V64H104L105 61H103ZM210 60L214 61V62H211ZM256 61H258V60H256ZM262 61H264V60H262ZM105 64H107V61ZM257 64H259V65H257ZM150 66H152V68H148ZM128 68H127V70H128ZM138 70L147 71V74H142L140 76V78H138L139 77L138 76ZM129 72H127V73L129 74ZM129 75L132 78L131 73ZM257 86H259V87H257ZM260 88H262V89H260ZM184 90L194 91L195 95H194L193 99L191 98L187 102L183 103L182 106H179L178 103L181 101H180V99H178L179 102H177L176 93L179 92V93L184 94V93H186ZM248 90H251L250 93H248L249 92ZM243 91H246V94ZM256 91H257V93H256ZM159 94H161L162 99L160 98ZM256 95H257V97H256ZM258 95H259V97H258ZM251 97H254V98H251ZM257 106H260V108L258 107L256 110ZM136 109L140 110V112H145V109H148V108L144 105V102L141 101V102L137 103ZM253 109H255V110H253ZM263 111H264V107H263ZM246 113H245L246 116H248V118H249L250 114H248V112H246ZM252 113H251V117L253 115ZM259 113L260 114L256 115V117L260 116V117L264 118V113L262 111ZM262 113H263V115H262ZM257 114H258V112H257ZM260 117H258V119H260ZM254 119H257V118L254 117ZM123 120H124V118L122 120H119L118 122L121 125H124V123H126L127 121L123 123ZM127 120L130 121L131 124H133L131 122V120H129V119H127ZM109 122H107V123L109 124ZM114 122H112V123H114ZM119 123H117V121H116L115 124L117 125ZM128 123L129 122H127L126 124H128ZM154 126L156 127V125H154ZM129 127H130V125H129ZM128 129H130V128H127V130H123L124 133H127L125 131H128ZM123 131H120V132H123ZM257 137H259V139ZM250 139H251V141H250ZM257 141H259L261 143H259ZM255 142L257 143V146L260 149L262 148V151L260 150L261 153H259L260 151H258V149H257L258 147L257 148L255 147V144H256ZM262 143H263V145H262ZM245 146H247V148ZM120 148H121V146H120ZM243 149H245V150H243ZM250 149H252V150H250ZM122 151H123V154H125V155L122 154ZM127 151H128V153H127ZM134 151H136L135 154H133ZM129 152H131V154H129ZM135 155L138 158L137 159L138 161L136 160ZM255 156H257V157L255 158ZM122 157H124V160L122 159ZM114 158H115V160H112ZM118 158H119V160H118ZM128 158H130V159H128ZM110 159L112 161H110ZM139 159H141L143 161H140ZM120 160H123L127 164L121 163ZM138 162L140 164H138ZM128 163H130V164H128ZM232 163L236 167V169H235L236 171L235 170L233 171V168L230 170V167L233 166ZM106 164H103V167L106 170L108 169V171L109 170L112 171L114 169V167L112 168V166H111L112 169H110V167L108 166L109 163L107 165ZM229 164H231V165L229 166ZM143 165H144V167H143ZM164 165L166 166V168L164 170V178H160L159 176H157V170L161 169V166H163V168H164ZM263 166H264V164H263ZM243 167L245 169L248 168L250 171L249 170L243 171ZM239 168H240V170H239ZM237 169L241 173H239V171ZM145 170H144V172H145ZM241 170L244 172L243 175H245V173H248L247 176H244V178L239 177V176H243L242 175L243 172ZM231 171L236 172L237 174L239 173L240 175L237 176V174H236L235 176H232L233 173ZM255 171H254V173H255ZM230 172L232 175L230 174ZM262 172H263L262 175L264 178V171H262ZM230 176H232V178H229ZM236 176H237V178H239V180L237 178L233 179V177H236ZM251 176H254V175H251ZM245 177H248V178H246V180L249 178L250 179L247 181L244 180V182L241 181V180L245 179ZM169 179L171 180L172 183H174L173 186H170L171 182ZM111 181L113 182V184L114 183L115 184L114 185L110 184ZM229 182L231 184H233L232 186H231V184L229 185V186H231V188L233 187L232 189L228 188L229 186H226L229 184ZM236 183H238V185ZM242 186H243V189H244V187L247 188L246 191H248V192H246L245 189L243 190L241 188ZM200 187H201V189H200ZM224 187L226 190L230 189L233 193H231V191H230V194H231L230 195L228 192H226L229 194V196H228V194L225 193L226 190L225 189L223 190ZM109 188L111 189L112 193L110 191L108 193V190H110ZM198 189H200L201 192ZM217 190H218V192L219 191L222 192V190L224 191L221 193V196H222V198L224 197V199H226V197L228 196L227 200L229 201V203H234L231 200H233L232 197L234 199L236 198L237 192L239 194L241 193L239 196L240 198L238 197L239 200L241 198H243L245 200H247L249 198L248 202L250 201L251 203L250 202L248 203L247 201H244V200H243L244 202H242L241 200H240L241 202H237L239 200H237L238 198L236 199V202L240 203L242 205V206H240V204H238L240 206V210L243 208L242 203L247 202L250 206L249 207V209H250L252 207H255L254 203L257 204L258 202H260V200L262 198L261 202L258 203V205L260 204L261 206L259 207L258 205L255 204L256 210L258 209L257 206L259 207L258 211L254 210L255 208H252V209H250V211L248 209L249 213L248 212L246 213V210L245 211L243 210V212H242V211L237 210L235 208L236 209L235 211H238V212H235V213H238V215H237L238 217H237L234 212H233V214L231 213L232 210L230 208L234 209L233 204L232 205L230 204V206H231L230 208H229V206L226 207L225 204H223L224 206L217 204L219 207L216 205V203L214 201L215 200L217 201L218 198H219V200L223 201L222 198L220 199L221 196L219 195V193L216 192ZM235 190H236V193L234 192ZM261 190H263V191L261 192ZM105 193H103V195ZM110 193L112 194L111 196H110ZM216 193L220 197H218L214 201L210 202V200L214 199L213 197H217V195L214 196ZM224 193L227 196L226 195L224 196ZM252 193H253V196L251 197ZM234 194L236 195L235 197H234ZM242 194L244 197H242ZM254 194H255V196H254ZM262 194H264V193H262ZM262 194H259V196H262ZM128 195H130V196H128ZM245 196H247L246 197L247 199L245 198ZM104 197H106V198H104ZM228 198H230V199H228ZM79 199L83 200L86 198L80 197ZM253 199L256 201L254 202ZM101 200H103V201H101ZM222 201H218L217 203L221 202V204H222ZM226 201H223V203L225 202L227 205H229V203H227L228 201L227 202ZM233 201H235V200H233ZM110 202H111V204H110ZM207 203L209 205L212 203V206H213V204H214V206H216L215 209L212 208V211L214 210L213 212H211V210L210 211L208 210L209 208L211 209L210 206L207 209V207H208ZM237 203H235L234 205H236ZM250 204L253 206H251ZM99 205H98V207H100ZM201 205L202 206L207 205L205 207L207 209V210L205 209L206 211L203 210V208L201 209L203 212H206L208 214V215L205 214L204 218L202 217L204 215L203 212L200 211V209L198 210V207L201 208ZM107 206H110V207L107 209ZM116 206H117V208H116ZM239 206L238 207L236 206V207L239 208ZM244 206L246 209L248 208L246 204ZM196 208L198 211L196 210ZM219 208H220V210H219ZM224 208L230 209L229 210L230 212L226 211L227 214L231 213L232 215H234V219H232L233 220L232 223H230L231 218H233L232 215L229 216L230 219H228L229 218L228 216H226L227 218L225 219L226 214L224 213L225 212ZM216 210H218L217 212L219 213V216H220V213H221V216L223 214H225L223 216L224 218L223 217L222 218L224 220H227V221L221 220L222 219L221 216L219 217L218 215H215L217 213V212L215 213ZM100 211H102V212H100ZM219 211H223V214H222V212H219ZM239 212H242V215L245 212V214L243 215L244 217L241 214H240L241 216H239ZM193 213L196 214V218L193 216L194 215ZM254 213L256 215H254ZM262 213H263V211H262ZM134 214H136V215H134ZM201 214H203V215H201ZM246 214H248L249 216ZM250 214L252 216H250ZM197 215H199V216H197ZM200 215L202 218L200 217ZM210 215L213 217L217 216V217H215L216 220H218V217H219V221L216 222L215 220L212 219L213 217L211 218ZM228 215H230V214H228ZM257 215L259 218L257 217ZM262 215H264V214H262ZM235 217H237L238 219H236ZM250 217H251V219H250ZM189 218L194 220V221H192V223H191V220H188ZM245 218H247V219L245 220ZM242 219L245 220L244 224H243ZM239 220H241L240 221L241 223L239 222ZM221 221H223V222H221ZM201 222H202V224H201ZM206 222H207V224L211 223L210 225H213L210 227L211 233H209V231H208L209 237L207 236L208 233H205V231L207 229L206 230L204 229L205 231H203V228L205 226L207 228H208V226H210V225H207ZM187 223H189L188 224L189 226L194 225V223H195L194 226H197L198 224H201V225H199L200 227L199 226L190 227V228H192V230H193V228H197V231H196V229L193 230L194 231V233H193L194 235H193L190 232L192 230H190L189 226L186 225ZM190 223H191V225H190ZM180 224H181V226H184V225L187 226V227L184 226L185 229L186 228L188 229V233H186L187 235L185 234L187 229H186V231H184L185 229L182 230L183 227L181 228ZM204 224H205V226L203 228H201V226H203ZM233 224H235V225H233ZM242 225H243V228L241 229ZM244 225H245V227H244ZM252 225L254 226L255 229L252 228L253 227ZM163 227H165V228L163 229ZM198 227L204 233H201V230L198 231L199 230ZM246 227H248V228H246ZM169 228L172 229V230L170 229V231L172 233L169 231ZM214 228H215V230H214ZM233 228H234V230H233ZM211 229L214 231H212ZM243 229H245V230L243 231ZM246 229H249L250 231L246 230ZM208 230H209V228H208ZM219 230H220V228H219ZM195 231L198 233L197 235H195ZM245 231H246V233L249 232V234H246V233L243 234V232H245ZM178 232H180L181 234L179 235ZM189 232L191 234H189ZM199 232L201 233L202 237H203V235H205L206 237L205 238L200 237ZM228 233H230V232H228ZM235 233H234V235H235ZM105 235L103 234L102 237ZM124 235L123 234L121 235L122 239H123ZM186 236H188L187 239H189V240L186 239ZM249 236H251L252 239ZM197 237H198V239H196ZM121 238L118 239V241H121ZM180 238L185 239V240H181ZM244 238L247 239V241ZM249 238L251 241L249 240ZM104 239H105V241H103ZM207 239H208V241H207ZM200 240H204L205 242L202 241V243H201ZM255 240H256L257 245H255V243H254ZM118 241H116V243L114 245L118 244L119 243ZM187 241H189V243L191 242L190 244L189 243L188 244L194 248L196 246H198V247L200 246L201 250H200V248H199V250L196 249L198 247L195 248L196 250H193L192 247H190L187 244ZM193 241H196V242L193 243ZM206 241H207V243L209 242L210 245L209 244H203V243H206ZM248 242L252 243V245L250 244V246H249ZM178 243H181L180 246L178 245L179 247H181L182 244H184L185 247H182L184 249H178L177 248L178 246L177 247L175 246ZM123 244H124V247L122 246ZM127 244L129 247L127 246ZM152 244H154L157 248H155V246ZM194 244H195V246H194ZM231 244H229V245L231 246ZM202 245H203V247H201ZM205 245L206 246L212 245L211 246L212 249L210 251H209L210 247L207 248V250L209 252L208 251L204 252V254L208 252L207 256H205L206 254L205 255H202L203 253L201 254L202 249H203V251H204V249L206 250ZM261 245H263V247ZM117 246H114V247H117ZM125 246L128 248H125ZM162 246H163V248H162ZM165 246H167L169 248H167ZM173 246H174V248H177V249H173L172 248ZM248 246L250 247L249 249H248ZM251 246H252V248H254V247L256 248V246H257V249L259 247L260 251H262V252L257 253V249H256V252L254 253L255 249L252 250ZM227 247H228V245H227ZM124 248L126 250H124ZM185 248H188V249H186V251H185ZM243 248L245 249L244 251L242 250ZM121 249H123V250H121ZM127 249H129V250H127ZM259 249H258V251H259ZM261 249H263V250H261ZM118 250H119V252H120V250H121V252L124 251V252H122L123 255H122V253H119ZM155 250H157V251H155ZM160 250H162V251H160ZM173 250H175L176 253H178V254H175V251H173ZM178 250H180V251H178ZM182 250H184L185 252H183ZM188 250H191V251H188ZM212 250H214L213 254H211ZM128 251H129V253H128ZM199 251H200V253H199ZM125 252H127L128 254ZM152 252L154 253V255ZM181 252H182V254H181ZM193 252L196 254H194ZM159 253H161L162 255L161 254L159 255ZM189 253H191L192 255L190 254V256H189ZM256 253H257V255L255 257ZM183 254H184V256H183ZM197 254H200L199 260L197 259L198 258ZM209 254H210V256H209ZM217 254H215V255H217ZM118 255L120 258L118 257ZM158 256H160V257H158ZM181 256H183L184 258H182ZM186 256H188L191 260L189 258H187ZM192 256H193V258L194 257L195 258L193 259ZM121 257L123 259H121ZM109 258H111V259H109ZM203 258H204V261L201 260ZM256 258H258L259 260ZM118 259H120V260H118ZM153 259H155V260L157 259L158 261L157 260L153 261ZM192 259H193V261H192ZM195 259L197 261H199V263L196 262ZM136 260H137V262H136ZM115 261H116V263H115ZM230 262L231 261H229L228 263L230 264ZM231 263H233V261ZM234 263H236V262H234Z\"/></svg>", "mask_w": 264, "mask_h": 264}]
</instances>
